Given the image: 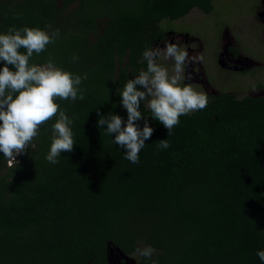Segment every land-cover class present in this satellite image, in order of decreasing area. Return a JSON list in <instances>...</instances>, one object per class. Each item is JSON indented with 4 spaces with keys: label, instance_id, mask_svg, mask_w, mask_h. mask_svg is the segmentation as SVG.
I'll list each match as a JSON object with an SVG mask.
<instances>
[{
    "label": "trees",
    "instance_id": "obj_1",
    "mask_svg": "<svg viewBox=\"0 0 264 264\" xmlns=\"http://www.w3.org/2000/svg\"><path fill=\"white\" fill-rule=\"evenodd\" d=\"M215 1L0 0V34L11 26L59 29L32 62L51 57L88 74L82 101H57L79 117L72 152L58 164L46 160L53 119L17 160L0 153V264H83L109 243L134 256L154 247L151 260L139 256L142 264H264L262 86L256 97H209L171 135L143 109L155 131L138 164L124 158L115 134L95 126L98 112L127 119L116 90L146 69L143 51L163 37L164 22L195 8L210 14ZM161 139L170 147L158 151Z\"/></svg>",
    "mask_w": 264,
    "mask_h": 264
},
{
    "label": "clouds",
    "instance_id": "obj_2",
    "mask_svg": "<svg viewBox=\"0 0 264 264\" xmlns=\"http://www.w3.org/2000/svg\"><path fill=\"white\" fill-rule=\"evenodd\" d=\"M59 36V29H52L50 24L44 28L11 26L0 34V62H3L0 68V153L9 161L25 153L39 136L40 129L53 119L46 160L58 164L62 153L74 150L73 123L79 117H70L57 101H82L87 89L81 85L88 74L66 70L51 57L43 64L32 62L34 54L45 52ZM162 43L163 47L155 44L145 47L142 55L146 69L116 90L127 119L113 111L107 115L98 112L95 126L105 129L111 137L115 134L113 143L124 150V158L133 164L140 162L139 154L155 131L149 117H144L143 109L171 135L181 116L203 110L209 103L206 92L185 82L191 79V73L185 76L186 67L202 61L203 56L197 57L195 53L190 56L188 50L170 41ZM76 60L78 57L73 56L72 61ZM167 60L174 62L171 69L163 63ZM169 147L167 139L157 144L158 151ZM155 253L152 246L136 249V254L149 260ZM257 256L264 262V250H259Z\"/></svg>",
    "mask_w": 264,
    "mask_h": 264
},
{
    "label": "flooded vegetation",
    "instance_id": "obj_3",
    "mask_svg": "<svg viewBox=\"0 0 264 264\" xmlns=\"http://www.w3.org/2000/svg\"><path fill=\"white\" fill-rule=\"evenodd\" d=\"M240 3L243 5L244 15H247L248 12H251L252 14L254 13L255 17L252 23L260 30L262 39L264 41V0H240ZM214 9L215 3L213 11L210 14H205L200 11V9H197V11L203 14L205 19L203 22L196 24L204 23L207 20V17L214 12ZM220 11L226 12V9L222 8ZM244 19L245 17L243 16L242 20ZM248 24L251 26V22ZM234 28L236 33L240 35V37L244 38L247 36V32L249 33L250 31V29L245 26H238V28L236 26ZM243 31H245L244 35ZM195 33V27L186 25L184 22H182V20L171 21L168 22V24H165L163 37L158 42H156L155 45L163 47V41H170L188 50L190 56L193 53H195L197 57L203 56L205 52V43ZM221 45V50L217 55V62L219 67L224 72L230 74L248 75L254 71H259L262 69L263 64L246 55L244 51L240 49V43L229 27H227L226 31L224 32ZM163 63L167 67L169 66L168 64H171L172 66L174 62L169 60L168 63ZM189 73H191V79L186 80L185 82L192 83L194 86L200 87L202 91L208 94V97L223 93L220 89V87L223 85V78L213 80L205 66L204 59L202 61L198 60L195 65L186 67L185 76L187 77ZM261 92L258 85L256 89L250 92L252 94L249 96L256 97L259 96ZM246 95H248V93ZM83 264H142V260L141 257L128 255L121 248L113 245L110 252L107 247L105 252L100 256L92 258Z\"/></svg>",
    "mask_w": 264,
    "mask_h": 264
},
{
    "label": "rangeland",
    "instance_id": "obj_4",
    "mask_svg": "<svg viewBox=\"0 0 264 264\" xmlns=\"http://www.w3.org/2000/svg\"><path fill=\"white\" fill-rule=\"evenodd\" d=\"M222 8L226 9V12H221L220 9ZM243 16L245 17L244 20H242ZM254 17V13L252 14L251 12L244 15L243 5L240 3V0H217L215 1L214 12L207 17L204 23L196 24L203 22L205 19L203 14L197 11V9H193L187 17L182 19V22L186 25L195 27V34L205 43V52L203 54L205 66L213 80L223 78V85L220 87L222 92L249 96L252 94L250 92L256 89L258 85L264 88V41L260 30L252 23ZM249 22H251V26H249ZM165 24H167V22H164V25ZM236 26L237 28L238 26H245L250 29L249 33L247 32V36L245 35V38L240 37V35L236 33L234 28ZM227 27L233 31L239 41L240 49H242L246 55L263 64L262 69L248 75H243L230 74L224 72L219 67L217 55L221 50L222 38ZM244 34L245 31H243V35ZM168 61L169 60L164 62L168 63ZM168 65L167 67L169 69L173 66H171V64ZM197 88L201 90L200 87L197 86ZM247 93L248 95H246Z\"/></svg>",
    "mask_w": 264,
    "mask_h": 264
},
{
    "label": "water",
    "instance_id": "obj_5",
    "mask_svg": "<svg viewBox=\"0 0 264 264\" xmlns=\"http://www.w3.org/2000/svg\"><path fill=\"white\" fill-rule=\"evenodd\" d=\"M112 246H113V245H112L111 243H109V245H108V250H109V252H110Z\"/></svg>",
    "mask_w": 264,
    "mask_h": 264
}]
</instances>
